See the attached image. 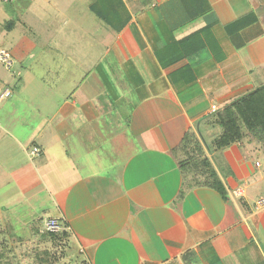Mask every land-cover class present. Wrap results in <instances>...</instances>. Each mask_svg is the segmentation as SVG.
<instances>
[{"label":"crops","instance_id":"obj_1","mask_svg":"<svg viewBox=\"0 0 264 264\" xmlns=\"http://www.w3.org/2000/svg\"><path fill=\"white\" fill-rule=\"evenodd\" d=\"M12 4L0 5V49L19 78L8 87L0 70V95L33 106H6L3 147L24 153L55 196L41 225L57 218L65 230L32 240L26 227L38 217L29 219L7 264H51L53 253L56 264H264V146L211 145L222 133L212 115L264 78V0ZM94 44L104 52L86 60ZM14 106L31 110L28 140L15 134ZM189 132L220 191L194 187L179 166L175 148Z\"/></svg>","mask_w":264,"mask_h":264},{"label":"trees","instance_id":"obj_2","mask_svg":"<svg viewBox=\"0 0 264 264\" xmlns=\"http://www.w3.org/2000/svg\"><path fill=\"white\" fill-rule=\"evenodd\" d=\"M254 80L257 84L253 91L240 96L212 115L211 124H216L222 130L221 135L211 144L214 149H224L231 143L241 142L245 138L264 146V78L255 77ZM175 153L179 166L186 173L185 176L190 179L187 180L193 182L194 187L221 190L220 177L194 133L189 132L185 135L179 147L175 148ZM41 222L42 218L38 216L27 224L26 230H30L32 240L42 242L64 236L61 232V234L44 232ZM7 227L12 231L4 232ZM23 240L24 237L17 235L11 222H8L6 226H0V264H7L10 261L9 252L13 251L10 244L19 245ZM44 254L47 255V252ZM56 258L53 253L48 259L51 264H56L58 262Z\"/></svg>","mask_w":264,"mask_h":264},{"label":"rangeland","instance_id":"obj_3","mask_svg":"<svg viewBox=\"0 0 264 264\" xmlns=\"http://www.w3.org/2000/svg\"><path fill=\"white\" fill-rule=\"evenodd\" d=\"M0 1H1L0 5L2 7H7L6 5H8V7H13L12 3L5 4L4 6V3L2 2V0ZM17 32L20 33L19 31H15L14 34L12 35L14 40L19 38V36L17 35L18 34ZM24 32L29 38H32L35 34H38L40 31L39 29H36L33 32L31 31V33H29V30L28 31L25 30ZM8 39H11L10 36L8 37ZM93 49L94 50H91V47L88 48L87 50L88 52L85 55V58H87L86 60H91V58H97L100 54L104 52L103 46H100V45L94 44ZM31 59H32V56L30 60ZM103 65H104V62H103ZM17 68H19V65H13L11 70L16 71ZM0 70L3 72V76L4 78H6V81L8 82V87L11 86V88H13L15 79L19 77H16V76L11 77L9 73L6 71L2 63H0ZM1 87L3 88L4 85H1ZM61 87L64 88L65 86H61ZM42 94H44V90ZM11 95H12V92H11ZM16 95L17 94L0 102V120L4 124L7 122L6 121L7 119L6 106L7 105H19V106L29 105V104L23 103V101H21V98H19ZM112 100H113L112 102H114L113 98ZM13 101L15 102L13 103ZM19 106H14L13 110L8 107V109H10V111L12 112L11 116H15L14 117L15 119H17L16 117L19 116L17 119L18 125L17 123L14 124L13 129L16 128V130H18L21 128V131L16 132L15 134H17V137H19L20 140L21 139L28 140L33 133L30 135V133L23 132L22 129H26V126L23 124L28 123V121L30 122V120H32V118H28V121H27V117H26L28 116L27 113L30 112L31 110H26V108L28 109L29 106L31 107L33 105H29L26 108L22 106L19 107ZM14 118L10 117L11 121L14 120ZM19 118L21 121L19 120ZM22 120L24 121V123L22 122ZM3 140L5 139H4L3 133L0 130V226H4V223L8 221V222H11V224L14 223L13 227L15 231H20L21 229H23V225L25 224L26 221H28L31 218L40 216L39 212L42 209L44 208L54 209L53 204H54L55 196H53L51 191L45 190L43 186L41 185L39 176L36 175L34 171V168L36 167V165L34 166V168H32L33 167L32 164L27 161L26 157H24V153L20 152V150L16 146H13V148H9L6 151L4 149L6 143L3 142ZM3 144H4V147H3ZM28 165L32 167H29ZM26 169H31L30 171L31 175H29L28 172L26 173L25 171ZM24 249L26 248L24 247ZM49 263H51V261Z\"/></svg>","mask_w":264,"mask_h":264},{"label":"built area","instance_id":"obj_4","mask_svg":"<svg viewBox=\"0 0 264 264\" xmlns=\"http://www.w3.org/2000/svg\"><path fill=\"white\" fill-rule=\"evenodd\" d=\"M15 0H2L4 4H9L14 2ZM128 1H138V0H128ZM0 63H2L5 67L6 70H11L13 67V60L10 55V53L4 49H0ZM11 96V91L9 89H6L1 95H0V102L3 101L4 99H7ZM215 109V107H213ZM39 155V150L37 148H33L29 152V157H35ZM233 195L235 197L239 196V190H234ZM257 207L263 206L264 205V200L260 199L256 203ZM42 230L44 232H49V233H60L61 231L65 230V226L63 225L62 221L57 218H48L43 221L42 224Z\"/></svg>","mask_w":264,"mask_h":264}]
</instances>
